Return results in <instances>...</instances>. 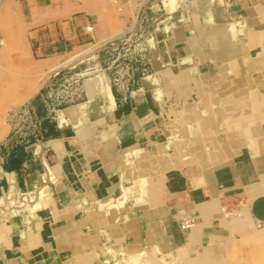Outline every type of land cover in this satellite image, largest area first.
Returning <instances> with one entry per match:
<instances>
[{
	"label": "crops",
	"instance_id": "crops-1",
	"mask_svg": "<svg viewBox=\"0 0 264 264\" xmlns=\"http://www.w3.org/2000/svg\"><path fill=\"white\" fill-rule=\"evenodd\" d=\"M19 1L26 20L34 23L42 24L57 13L45 11L49 0ZM181 1L185 6L176 1L173 11L182 21L178 27L183 38H174L180 44L179 58L194 55L201 68L215 75L224 66L229 70L233 60L251 55L242 36L231 37L227 19L229 6H236L234 11L250 10L251 21L256 22L260 13L255 5L264 13L256 0H194V6L190 0ZM151 18L145 15V23ZM88 22L74 16L61 25L69 44L90 38L89 30H84ZM164 25H156L153 35H164ZM51 28L43 24L29 31L38 48H47ZM151 57L147 61L153 71H145L140 56L134 82L127 88L108 75V99L97 92L94 104L89 98L77 101L71 91L72 101L40 98L30 103L40 133L30 118L25 122L10 113L8 129H0V212L13 196L26 207L10 215L8 226L0 231V264H61L65 258L71 263L73 254L86 259L94 252L92 264H106L124 248L138 245L169 251L200 244L213 232L219 213L232 216L228 223L221 222L230 230L245 214L264 222V124L255 130L260 139L252 129L242 133L231 128L229 134L235 136L231 140L217 129L202 130L190 158L179 161L188 154L172 142L171 106L156 95L154 81L161 59L157 55L151 61ZM88 88L90 94L95 89L107 91V80L98 73ZM252 100L258 111L264 110V95L259 102ZM54 108L62 109L57 116ZM68 119L73 130L76 123H90L92 133L72 139ZM197 124L185 132L196 133ZM109 127L113 133H103ZM145 176L151 178H145L144 190ZM184 217H193L194 224L181 228Z\"/></svg>",
	"mask_w": 264,
	"mask_h": 264
},
{
	"label": "rangeland",
	"instance_id": "rangeland-1",
	"mask_svg": "<svg viewBox=\"0 0 264 264\" xmlns=\"http://www.w3.org/2000/svg\"><path fill=\"white\" fill-rule=\"evenodd\" d=\"M144 1L138 0L136 5L128 1L119 8L118 4L110 0H49L45 11L56 9L57 13L50 17L51 20L40 24L26 20L21 1L0 0V129H8L7 121H11V112L17 111L13 117L19 118L22 107L29 106L37 99L52 102L60 98L65 103L72 101L71 91L77 101L89 98L94 104L97 92L104 100L108 99V75L116 78L114 81L117 85L124 86L126 83L130 86L134 81H127L131 70L128 66L135 69L138 58L140 60L142 56L145 61L142 66L151 73L153 69L149 70L147 58L152 56V61L159 55L162 66L157 68L154 80L156 95L170 103V114L173 117L171 125L174 127L172 142L177 141L176 148L188 154L179 157V161L190 158L202 130L209 132L217 129L219 134L229 140L234 136L229 134L231 128H237L242 133L252 129L255 135L258 125L261 122L264 124L261 120L264 115H259L264 110L258 111L252 100L256 98V101H261L264 95V73L261 74L264 70V13L258 9L259 5L254 8H257L259 15L263 14V19L257 14L256 22L251 21L253 13L250 10L234 11L237 7L229 6L231 14L226 19L232 26L231 37L238 39V36H242L251 49V55L233 60L229 70L224 66L214 75L201 68L194 55L184 58L178 56L177 46L180 44L175 39L183 38L181 28L178 27L182 21L175 18L173 11L178 3L184 5V2L146 0L144 4ZM256 1L264 8V0ZM190 2L194 6V0ZM145 15L152 16L147 24ZM74 16L89 20L87 24H92V29L87 31L90 38L86 42L73 45L68 43L70 39L61 25L66 26L67 21ZM161 22L165 24V36H158L157 32L153 35L156 25ZM43 24L51 25L49 31L53 33L47 36V48L40 49L34 39L29 37V31ZM118 51L119 59L114 60ZM169 54L173 61L169 60ZM180 64L183 67H175ZM98 73L107 80V91L95 89L90 94L89 82ZM147 84L154 88L152 83ZM60 110L54 108L56 116ZM97 120L100 121L99 118ZM197 122L199 126L196 133L185 132ZM69 123L68 119L67 131L72 139L77 140L80 136L92 133L88 122L76 123V130ZM103 133L109 135L113 131L109 127ZM259 136L257 138L260 139ZM173 150L170 146V151ZM148 177L151 178H141L144 190L148 186L145 179ZM156 188L160 194L159 188ZM24 207L19 197L8 199L0 212V231L8 226L6 220L9 216L19 213ZM218 217L220 225L217 223L208 239L200 244L173 247L169 251L161 250L158 245H138L124 248L120 256H111L106 264H264V235H259L264 233V222L254 221L248 216L238 219L230 230L222 227L221 222L228 223L232 216L219 213ZM180 252H184L183 257H177ZM71 257L68 259L71 263L65 258L61 264H73V260L74 264H92L97 256L94 252L88 254L86 259H79L74 254Z\"/></svg>",
	"mask_w": 264,
	"mask_h": 264
},
{
	"label": "built area",
	"instance_id": "built-area-1",
	"mask_svg": "<svg viewBox=\"0 0 264 264\" xmlns=\"http://www.w3.org/2000/svg\"><path fill=\"white\" fill-rule=\"evenodd\" d=\"M110 1L113 2L114 4H118V7L121 8L122 4H124L125 2H128L129 0H110ZM145 1H144V4H145ZM144 8H145V5H144ZM86 29L87 30L92 29V25L91 24L86 25ZM0 43H2L1 39H0ZM124 43L125 42L121 43L122 47H123ZM126 43H128V42H126ZM117 45H119V44H117ZM119 55H120V51H118V54L116 55V58L114 60L119 59ZM128 67H131V70L128 73L127 81L133 80V75H134L133 67L132 66H128ZM125 85H126L125 87L127 88L128 84L125 83ZM20 111H21V117L23 116L22 118H24V119L30 118L33 127H35L37 129L38 128L37 122L30 114V106H24V107H22V109ZM14 114H17V111H14ZM37 131H38V133H40L39 129H37ZM194 222L195 221H194L193 217H184L180 222V226H181V228H189L190 226H192L194 224Z\"/></svg>",
	"mask_w": 264,
	"mask_h": 264
},
{
	"label": "bare ground",
	"instance_id": "bare-ground-1",
	"mask_svg": "<svg viewBox=\"0 0 264 264\" xmlns=\"http://www.w3.org/2000/svg\"><path fill=\"white\" fill-rule=\"evenodd\" d=\"M129 1H132V3H137L138 0H129ZM258 102H259V101H258ZM258 102H257V103H258ZM205 139H207V138H205ZM204 141H205V140H204ZM209 142H210V141H209ZM225 144H226V143H225ZM244 144H245V143H244ZM219 151H220V150H219ZM214 153H215V152H214ZM208 154H209V153H208ZM244 216H245V218L248 217L247 214H245ZM259 235L263 236L264 233H260ZM100 251H101V250H100ZM100 251H99V252H100ZM105 252H106V251H105ZM106 254H107V253H106ZM182 255L184 256V252H182V253L180 252V254H178L177 257H178V256L183 257ZM106 256H107V255H106Z\"/></svg>",
	"mask_w": 264,
	"mask_h": 264
}]
</instances>
